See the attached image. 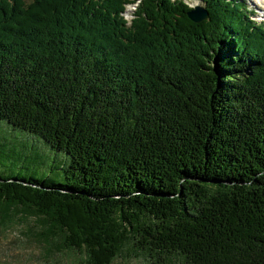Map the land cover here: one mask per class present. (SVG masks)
Returning a JSON list of instances; mask_svg holds the SVG:
<instances>
[{"label":"trees","instance_id":"16d2710c","mask_svg":"<svg viewBox=\"0 0 264 264\" xmlns=\"http://www.w3.org/2000/svg\"><path fill=\"white\" fill-rule=\"evenodd\" d=\"M202 1L0 0V228L30 214L87 264H264V23ZM7 126L63 164L15 172L45 163Z\"/></svg>","mask_w":264,"mask_h":264},{"label":"rangeland","instance_id":"374dc122","mask_svg":"<svg viewBox=\"0 0 264 264\" xmlns=\"http://www.w3.org/2000/svg\"><path fill=\"white\" fill-rule=\"evenodd\" d=\"M247 5L248 9L256 13L254 19L264 21V17L257 11L258 5H264V0H242ZM189 6H203L202 0H187ZM129 8V7H128ZM132 8V7H131ZM257 10V11H255ZM125 16L129 17L128 11ZM10 130L5 133L12 142H19L28 146L31 153H40V160L45 163V167H40L37 170V164L34 157L23 159L17 163V167L13 170L19 173H27L32 175L39 174V171H47V165H62L64 158L63 152L55 151L50 148L39 136L26 135L27 132L7 126ZM4 128V127H3ZM15 215L12 220L7 221L0 228V264H87V256L83 251L73 249L57 251L48 243L39 239L35 234L34 229L38 228L39 220L30 214H25L22 211H13ZM34 231V233H33ZM37 234H39L37 232ZM111 264H144L141 257L131 256L123 252L120 256L113 259Z\"/></svg>","mask_w":264,"mask_h":264},{"label":"water","instance_id":"95a60500","mask_svg":"<svg viewBox=\"0 0 264 264\" xmlns=\"http://www.w3.org/2000/svg\"><path fill=\"white\" fill-rule=\"evenodd\" d=\"M188 17L193 22H200L202 20H205L207 18V10L202 6H195L191 10L188 11Z\"/></svg>","mask_w":264,"mask_h":264},{"label":"bare ground","instance_id":"6f19581e","mask_svg":"<svg viewBox=\"0 0 264 264\" xmlns=\"http://www.w3.org/2000/svg\"><path fill=\"white\" fill-rule=\"evenodd\" d=\"M264 4V3H263ZM264 6V5H263Z\"/></svg>","mask_w":264,"mask_h":264}]
</instances>
